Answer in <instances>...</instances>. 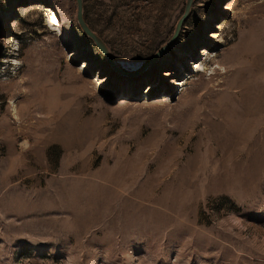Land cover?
Masks as SVG:
<instances>
[{
    "label": "rangeland",
    "instance_id": "1",
    "mask_svg": "<svg viewBox=\"0 0 264 264\" xmlns=\"http://www.w3.org/2000/svg\"><path fill=\"white\" fill-rule=\"evenodd\" d=\"M188 1L83 0L124 74L0 0V264H264V0Z\"/></svg>",
    "mask_w": 264,
    "mask_h": 264
},
{
    "label": "water",
    "instance_id": "2",
    "mask_svg": "<svg viewBox=\"0 0 264 264\" xmlns=\"http://www.w3.org/2000/svg\"><path fill=\"white\" fill-rule=\"evenodd\" d=\"M193 0H189L188 1V5L186 8V12L183 16V18L179 21L177 30L174 34V36L172 37V39L169 41V43L167 44L166 47L170 46L173 41L175 40L176 36L179 33L180 30V26L182 25L183 20L185 19V17L187 16V14L190 11L191 8V4H192ZM78 3V22L80 24V27L82 28V30L84 31V33L89 36L90 38H92L96 45L99 47V49L103 52V54L105 55L106 59L108 60V62L110 63V65L117 70L118 72L124 73V74H128V72L122 70L115 62L114 58L111 56L106 44L102 41V39L89 27V25L86 23L84 16H83V0H77ZM162 48L151 61H154V59H156V57H158L166 48Z\"/></svg>",
    "mask_w": 264,
    "mask_h": 264
},
{
    "label": "bare ground",
    "instance_id": "3",
    "mask_svg": "<svg viewBox=\"0 0 264 264\" xmlns=\"http://www.w3.org/2000/svg\"><path fill=\"white\" fill-rule=\"evenodd\" d=\"M40 4H43V6L45 7V9L47 10V11H50V14L48 13L47 14V20H48V22H51V23H53L54 25H60L61 24V19H60V16H61V12L58 10V9H55V8H52L50 5H47V4H44V3H40ZM19 7L20 8H22V11L23 10H27L26 8H25V5H19ZM231 7H232V4L231 3H229L228 5H227V7L225 8V10H228V9H231ZM22 11H19L20 13L22 12ZM18 12V11H17ZM218 28H222L223 27V25L221 24V25H219V26H217ZM212 35L213 36H217L218 35V33H212ZM203 55H205V54H209V51H207V49H205L204 50V52L202 53ZM131 55H133V53H131ZM185 56V55H184ZM181 58H182V56H181ZM197 66V65H196ZM202 69L201 68H199V71H201ZM160 75L161 76H163V78L165 77V76H172V74H174L173 72H171L170 70H160ZM187 76H189L188 74H187ZM156 83H157V81H155L154 82V84L153 85H156ZM178 84H180V85H184V82H180V83H178ZM150 89H152L151 87H150ZM149 89V90H150ZM263 96V99H264V95H262ZM260 114V113H259ZM261 124L259 123V122H255V123H253L251 126H252V130H250V133L252 134V136L254 137V139H260V140H262V141H264V127H262L261 129H258V127L260 126Z\"/></svg>",
    "mask_w": 264,
    "mask_h": 264
},
{
    "label": "trees",
    "instance_id": "4",
    "mask_svg": "<svg viewBox=\"0 0 264 264\" xmlns=\"http://www.w3.org/2000/svg\"><path fill=\"white\" fill-rule=\"evenodd\" d=\"M46 4V3H45Z\"/></svg>",
    "mask_w": 264,
    "mask_h": 264
}]
</instances>
